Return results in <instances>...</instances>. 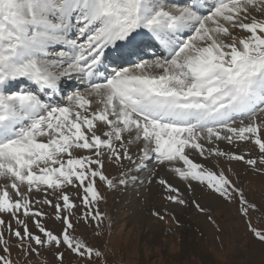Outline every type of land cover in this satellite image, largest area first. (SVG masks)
Here are the masks:
<instances>
[{"label": "snow or ice", "instance_id": "1", "mask_svg": "<svg viewBox=\"0 0 264 264\" xmlns=\"http://www.w3.org/2000/svg\"><path fill=\"white\" fill-rule=\"evenodd\" d=\"M237 166L264 177V0H0V264H112L129 194L222 232L198 189L264 264Z\"/></svg>", "mask_w": 264, "mask_h": 264}, {"label": "rangeland", "instance_id": "2", "mask_svg": "<svg viewBox=\"0 0 264 264\" xmlns=\"http://www.w3.org/2000/svg\"><path fill=\"white\" fill-rule=\"evenodd\" d=\"M237 171L249 190L250 199L264 201V177L244 174L242 166H237ZM195 195L212 208L222 232H217L194 210L181 215L183 227L166 232V225L157 226L149 217L147 201L138 200L134 194L123 200L116 197L114 201L110 197L108 204L101 208L111 211L115 219L111 236L104 237L115 253H110L112 264H253L258 261L259 249L253 247L234 206L200 189Z\"/></svg>", "mask_w": 264, "mask_h": 264}]
</instances>
